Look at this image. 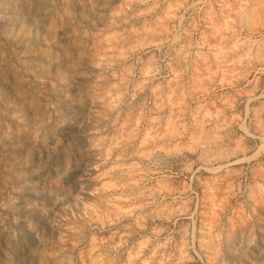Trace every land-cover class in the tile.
<instances>
[{
  "label": "rangeland",
  "instance_id": "1",
  "mask_svg": "<svg viewBox=\"0 0 264 264\" xmlns=\"http://www.w3.org/2000/svg\"><path fill=\"white\" fill-rule=\"evenodd\" d=\"M241 3L0 0V264H264V155L241 181L231 159L185 179L153 153L264 124Z\"/></svg>",
  "mask_w": 264,
  "mask_h": 264
},
{
  "label": "clouds",
  "instance_id": "2",
  "mask_svg": "<svg viewBox=\"0 0 264 264\" xmlns=\"http://www.w3.org/2000/svg\"><path fill=\"white\" fill-rule=\"evenodd\" d=\"M238 18H246L247 20V30L244 27L240 28V32L244 35L236 34L235 40L237 46L242 47L249 57V62L247 65L242 67V71L250 70L253 63L259 62V70L264 72V0H242L237 13ZM248 119L247 114L234 115L231 117L230 122H235L238 127H243V121ZM245 135H240L239 133H234L227 139H221L222 143L219 145L218 149L210 154L205 150V141L198 136L186 137L183 142L180 140L168 139L166 144L160 147L153 148V153L158 154L157 159L154 161L158 165V168L163 174L164 172L171 173L172 175H178L187 179V173H191L192 176H196L198 172L202 169H206L209 172H219L220 169L216 167H210L216 161H223L231 159L232 164L241 165L240 171L238 173H229L230 175H235L236 179L243 180L244 178V168L242 167L245 161H255L257 156L264 155V124L255 127L254 131H248L244 128ZM249 137L258 138L260 141V146L252 155H247L246 153L249 149L246 146V140ZM215 143V141H213ZM95 147V145H93ZM177 164L180 165L179 172L172 173V168ZM221 167L229 168V164H221ZM260 171L264 173V162L260 163ZM261 187L259 190V203L264 206V175L260 177ZM185 190H188L186 187ZM190 195L193 199L198 198V194L194 187L191 188ZM255 212V207L252 209ZM56 226V221L53 222ZM255 238L250 241L254 243ZM195 241H193V245ZM60 246L58 240L57 247ZM194 250V249H193ZM63 251V248H61ZM60 255L59 252H45L40 255L39 264H49V258H52L54 264H57V257ZM22 264V262H21ZM34 264V262H33Z\"/></svg>",
  "mask_w": 264,
  "mask_h": 264
}]
</instances>
